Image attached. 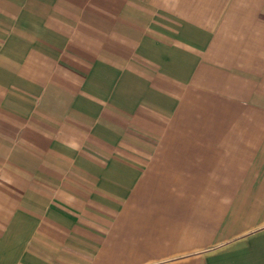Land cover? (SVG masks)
Returning <instances> with one entry per match:
<instances>
[{
    "label": "crops",
    "instance_id": "0c3cea01",
    "mask_svg": "<svg viewBox=\"0 0 264 264\" xmlns=\"http://www.w3.org/2000/svg\"><path fill=\"white\" fill-rule=\"evenodd\" d=\"M0 264H264V0H0Z\"/></svg>",
    "mask_w": 264,
    "mask_h": 264
}]
</instances>
